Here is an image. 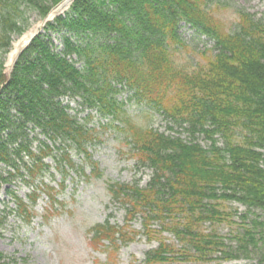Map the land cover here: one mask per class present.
<instances>
[{"label":"trees","instance_id":"obj_1","mask_svg":"<svg viewBox=\"0 0 264 264\" xmlns=\"http://www.w3.org/2000/svg\"><path fill=\"white\" fill-rule=\"evenodd\" d=\"M61 1L0 0V162L12 168L9 175L18 172L29 182L49 170L44 159L53 149L45 140L38 151L28 146L26 130L31 125L50 139L71 141L86 150V126L62 100L67 94L82 96L88 107L120 120L130 154L152 171L146 186L108 184L111 198L126 209V222L142 218L144 234L159 242L145 264H170L179 257H248L258 247L255 229L263 224L252 221L250 226L246 218L252 208L264 209V19L236 9V24L229 30L212 0H73L45 25V30H66L63 50L56 51L52 41L38 33L8 73L13 37L30 25L26 11L45 18ZM181 22L214 42L213 50L192 68L178 61L177 51L187 48ZM125 87L185 126L191 136L203 135L207 144L134 123L126 112L123 115L117 98ZM22 154L30 160L25 172L18 166ZM63 158L73 169L71 156L65 153ZM40 181L41 190L58 201L51 193L55 188ZM37 193L29 194L31 203ZM13 198L19 214L31 221L27 202L15 194ZM232 203L247 207L240 223ZM223 224L237 225L232 236L236 245L217 232ZM165 232L182 247L168 243ZM90 234L94 247L108 242L116 257L121 245L134 241L138 233L125 232L107 219Z\"/></svg>","mask_w":264,"mask_h":264},{"label":"rangeland","instance_id":"obj_2","mask_svg":"<svg viewBox=\"0 0 264 264\" xmlns=\"http://www.w3.org/2000/svg\"><path fill=\"white\" fill-rule=\"evenodd\" d=\"M63 1L53 7L45 18L34 10H27L25 14L30 24L26 32L39 25L37 32L52 41L56 51L63 50L66 30H45V25L49 19L53 20V12L57 15L65 12L66 8H60ZM213 5L220 10L218 12L229 30L236 24V9H244L257 19H264V0H212ZM179 31L187 48L177 51L178 61L189 68L195 67L198 62L204 60V55L213 50L214 42L199 34L186 22L180 23ZM24 34L13 37L10 51ZM71 34L72 32H68L71 39L78 42ZM9 53L6 58L8 73ZM70 60L81 67L82 63L76 55H71ZM14 63L11 68H14ZM117 98L123 103V115L126 112V116L139 126L153 127L164 133L180 135L187 140L195 137L203 145L207 144L203 135L191 136L185 126L156 110L146 99L135 95L133 90L122 88ZM62 100L69 106V112L77 121L86 126V150L71 141L50 139L41 129L34 130L31 125L26 130L28 146L38 151L41 140H45L53 149L51 155L44 159L49 170L43 169L38 180L28 179L29 182H26L18 172L9 175L8 169L12 168L0 162V264H112L111 259L115 255L111 253V245L105 242L97 248L94 247L90 234L94 225L107 219L125 232L138 233L134 241L121 245L113 264H145L148 252L155 249L159 242L148 239L144 234L142 218L136 217L131 224L126 222V209L111 198L108 184L139 183L146 186L152 176L151 169L141 166L130 154L131 146L127 143V132L122 128L120 120L113 119V115L105 117L97 109L88 107L82 96L67 94ZM65 153L71 156L73 169L67 167L63 158ZM22 155L24 159L18 162V166L25 172V164H30V160L25 154ZM41 179L55 188L51 193L54 196L56 194L58 201L52 202L47 190H41ZM33 190H37L39 195L36 201L31 203L28 196ZM13 194L27 202L33 213L31 221L19 214ZM230 207L236 212V222H242L240 216L247 212V207L239 203H232ZM247 215L246 223L250 226L252 221L263 223L255 229L258 247L248 257L227 260L212 256L207 261L179 257L170 264H264V209L252 208ZM205 227L211 228L210 225ZM154 228L159 230V224L154 225ZM216 228L217 232L226 238V242L235 244L232 242V236L237 225L223 224ZM163 237L168 243L182 247L172 233L165 232Z\"/></svg>","mask_w":264,"mask_h":264},{"label":"bare ground","instance_id":"obj_3","mask_svg":"<svg viewBox=\"0 0 264 264\" xmlns=\"http://www.w3.org/2000/svg\"><path fill=\"white\" fill-rule=\"evenodd\" d=\"M71 0H64L63 3H61L60 8H66L69 5V2ZM55 14L54 12L51 14V16ZM39 25L33 26L28 32H26L23 37H21L18 41L14 43V46L12 50L9 53L7 66L9 71L11 70V66L13 65L14 61L16 60L19 53L24 49V47L27 45L31 37L39 30Z\"/></svg>","mask_w":264,"mask_h":264},{"label":"water","instance_id":"obj_4","mask_svg":"<svg viewBox=\"0 0 264 264\" xmlns=\"http://www.w3.org/2000/svg\"><path fill=\"white\" fill-rule=\"evenodd\" d=\"M73 0H71L69 3L71 4V2H72ZM63 3V2H62ZM55 15H57L56 13H55ZM53 17H55V16H53ZM50 20V19H49ZM38 34V32H36L32 37H31V39L29 40V42L28 43H30L31 41H32V39L36 36Z\"/></svg>","mask_w":264,"mask_h":264}]
</instances>
